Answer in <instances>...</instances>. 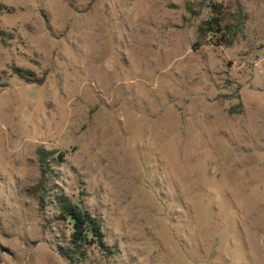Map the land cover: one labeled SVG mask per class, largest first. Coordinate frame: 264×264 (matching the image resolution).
Returning a JSON list of instances; mask_svg holds the SVG:
<instances>
[{
  "label": "rangeland",
  "instance_id": "rangeland-1",
  "mask_svg": "<svg viewBox=\"0 0 264 264\" xmlns=\"http://www.w3.org/2000/svg\"><path fill=\"white\" fill-rule=\"evenodd\" d=\"M0 3V264H264V0Z\"/></svg>",
  "mask_w": 264,
  "mask_h": 264
},
{
  "label": "trees",
  "instance_id": "trees-1",
  "mask_svg": "<svg viewBox=\"0 0 264 264\" xmlns=\"http://www.w3.org/2000/svg\"><path fill=\"white\" fill-rule=\"evenodd\" d=\"M5 6L0 3V12L4 10ZM216 27L221 28L220 17L214 16L210 21L204 23L199 32L203 35L209 31H213ZM3 31L0 29V35ZM239 108L241 106L239 105ZM235 110V109H233ZM232 110V113L234 112ZM237 112H240L238 110ZM47 167V163L44 164ZM55 202L57 204L60 217L71 223L73 231L71 234V245L73 249H66L65 255L70 256V253L77 255L83 249L95 244H103L104 233L99 220L88 213L79 205L73 203L69 198L63 195H56Z\"/></svg>",
  "mask_w": 264,
  "mask_h": 264
}]
</instances>
